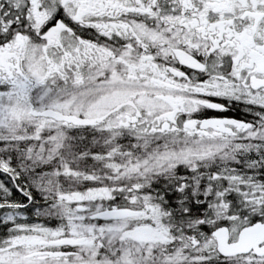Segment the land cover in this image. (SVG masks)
<instances>
[{"label": "snow or ice", "instance_id": "obj_1", "mask_svg": "<svg viewBox=\"0 0 264 264\" xmlns=\"http://www.w3.org/2000/svg\"><path fill=\"white\" fill-rule=\"evenodd\" d=\"M0 264H264V0H0Z\"/></svg>", "mask_w": 264, "mask_h": 264}]
</instances>
